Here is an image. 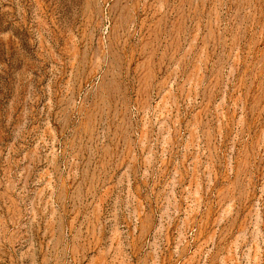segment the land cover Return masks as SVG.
I'll use <instances>...</instances> for the list:
<instances>
[{
  "label": "rangeland",
  "instance_id": "374dc122",
  "mask_svg": "<svg viewBox=\"0 0 264 264\" xmlns=\"http://www.w3.org/2000/svg\"><path fill=\"white\" fill-rule=\"evenodd\" d=\"M0 264H264V0H0Z\"/></svg>",
  "mask_w": 264,
  "mask_h": 264
}]
</instances>
